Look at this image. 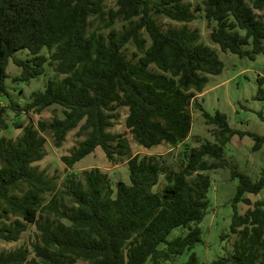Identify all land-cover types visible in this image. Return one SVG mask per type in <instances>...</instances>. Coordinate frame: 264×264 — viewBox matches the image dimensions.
<instances>
[{
  "label": "trees",
  "instance_id": "16d2710c",
  "mask_svg": "<svg viewBox=\"0 0 264 264\" xmlns=\"http://www.w3.org/2000/svg\"><path fill=\"white\" fill-rule=\"evenodd\" d=\"M203 3L194 8L186 0H116V7L107 9L106 0H0V89L7 92L11 59L21 67L16 80L40 77L47 64L65 75L34 91L25 106L41 112L58 105L63 117L39 121L37 128L25 126L17 142L0 136V240L18 241L28 222L40 231L32 249L0 251V264H165L187 251L192 252L183 264H199L193 249L203 242L201 223L210 205L207 171L225 167L238 184L229 233L221 238L232 234L236 240L211 264H264V198L247 197L264 189V171L254 180L225 156L232 136H250L258 150L264 135L233 128L224 112L211 113L198 102L197 94L224 63L217 49L200 42L198 31L186 24L202 8L212 26L211 40L222 51L255 59L264 53V18L256 12L264 10V0ZM158 16L185 24L164 29ZM118 20L128 24L120 30ZM97 21L99 27L93 28ZM132 44L136 49L130 54ZM24 49L27 58L16 55ZM192 100L206 123L217 127L216 141L185 144L193 127ZM120 106L129 108L125 126L139 145H183L173 163L159 154L132 153L126 135L109 130ZM4 111L0 107L1 128L7 127ZM75 129L85 138L62 156L67 166L101 147L111 162L127 160L129 182L120 180L114 187L108 173L94 167L83 179H68L71 206L63 208L57 197L45 204L55 185L33 167L45 156L41 133L50 131L60 146ZM161 175L166 184L158 192L154 187ZM241 203L252 206L241 213ZM10 216L15 219L6 221ZM177 227L186 232L169 239Z\"/></svg>",
  "mask_w": 264,
  "mask_h": 264
},
{
  "label": "rangeland",
  "instance_id": "374dc122",
  "mask_svg": "<svg viewBox=\"0 0 264 264\" xmlns=\"http://www.w3.org/2000/svg\"><path fill=\"white\" fill-rule=\"evenodd\" d=\"M190 2L194 8L204 6V0H186ZM116 7V0H106V8ZM197 11V18L186 23L191 29L197 30L200 36V42L216 48L220 58L224 63V69L220 74L210 75L209 82L205 89L197 94V100L209 112L214 113L217 110L224 112L230 126L233 128L253 131L260 135H264V120L260 114L264 115V53L256 55L255 59L248 56H239L230 51H222L218 44L211 40L210 33L212 26L208 24L203 9ZM259 16L264 18V10H256ZM159 22L164 29L168 27H179L184 22H178L169 18L158 16ZM128 23L118 20L115 26L123 29ZM99 21L95 22L93 28H98ZM244 33V32H243ZM246 48L250 49L251 45ZM136 49L135 45H130L129 53L132 54ZM50 55L47 50L43 51ZM29 51L27 49L17 51L16 55L21 58H27ZM46 73L38 78L30 81L16 80L15 77L21 73V67L17 66L11 59L8 67V77L5 80V89H0V107H4V118L7 123L6 128L0 127V136L12 138L17 142L23 134L24 127L33 125L38 127L39 121L50 122L56 117H63V109L58 105H52L45 108L41 112L34 110H26L25 106L32 99L34 91H43L50 79H62L65 75H61L54 70L53 65H46ZM17 103L19 106H14ZM193 127L190 136L185 144L190 146H198L203 141H216L217 127L207 124L201 111L192 100L190 106ZM119 117L114 120L113 126L109 127L112 133H124L128 138L132 153L159 154L167 157L172 163V157L178 154L183 148L179 145L175 148L168 144H161L149 149L144 148L135 142L133 134L125 126V120L129 113V108L120 106L117 109ZM46 138L45 156L40 161L33 164L38 172H44L45 175L52 180L55 185L53 192L45 194L44 203L47 204L53 197H57L63 208L71 206L70 197L66 194V185L68 179H83V173L87 169L99 167L102 171L108 173L112 184L116 187L118 181L124 180L129 182V166L125 158L118 159L117 163L111 162L103 149L98 147L93 153L87 155L74 166H67L62 156L70 154L79 141L85 138L84 135L78 134V129L70 131L65 141L57 146L50 131L41 133ZM254 141L248 135L241 137L234 135L225 148V156L238 168L249 174L254 180L258 179L264 171V144L261 149L253 150ZM177 168V167H176ZM212 179V186L209 191L210 205L208 212L201 223L204 231L203 242H200L193 249L197 253L199 264H211V262L221 256L226 255L231 250L236 235L230 234L229 237L222 239L223 233H229V226L233 214V197L236 193L238 178H232L231 169L228 167L207 171ZM166 184L164 175H161L159 183L154 187L155 191L160 192ZM252 202L264 198V189L258 194L248 193ZM246 203L239 205L240 212L244 213L249 207ZM45 216L46 214L43 213ZM51 219L54 215L49 214ZM40 218V217H39ZM15 219L10 216L6 221ZM43 220V218H40ZM186 232L182 227L175 228L169 235V239L175 238L178 234ZM40 231L37 225L28 222V228L21 234L18 241L0 240V251H9L20 246H27L32 249V243L38 239ZM192 251H187L178 256L174 260L165 264H183ZM30 256H33L31 252ZM77 264H84L79 261Z\"/></svg>",
  "mask_w": 264,
  "mask_h": 264
}]
</instances>
